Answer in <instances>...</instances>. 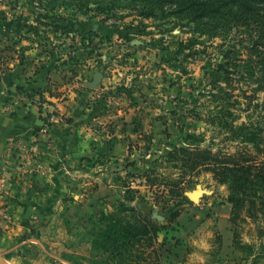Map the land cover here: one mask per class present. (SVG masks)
I'll return each instance as SVG.
<instances>
[{
    "label": "rangeland",
    "instance_id": "rangeland-1",
    "mask_svg": "<svg viewBox=\"0 0 264 264\" xmlns=\"http://www.w3.org/2000/svg\"><path fill=\"white\" fill-rule=\"evenodd\" d=\"M142 1L0 0V70L4 63H9L23 71L16 74L12 68L8 69L0 79V85L12 87L6 110L15 112L24 104L47 109L52 102L46 96L65 98L72 92H80L82 104L88 105L93 98L101 99L98 103L105 113L125 112L129 122L126 124L134 123L140 134V144L129 147L134 151L132 161H138V168H153L166 178L182 176L185 180L179 196L161 197L149 190L145 182L144 187H137L138 196L146 197L152 204L160 197L161 201L153 205L163 223L170 213L178 211L172 222L173 230L202 223L201 219L207 217L208 228L214 231L219 199L228 193L226 185L218 183L204 166L194 169L181 166L179 161H169L167 153L174 145L210 149L213 153L241 149L244 141L219 125L220 107L227 109L226 119L234 120L235 124H251V132L264 139V38L255 39V28L248 23L220 18L189 20L184 15L179 18L173 5L164 3L157 8ZM58 16L82 23L76 32L62 33L60 25L64 20ZM93 25H97L95 30ZM90 29L96 34L91 39L84 38ZM42 69H47L48 74L37 76ZM22 73L25 78H41L50 88L34 89L40 90L42 97L37 93L29 99L17 90V85L12 86ZM96 73L101 74L99 83L92 90H85L84 75L93 77ZM77 99L79 102L80 98ZM131 118L135 120L130 122ZM20 143L26 148L20 149L16 144L15 150L0 155V183L4 182L0 191L7 188L9 175L30 159V151L33 153L24 141ZM258 143L263 146L264 141L259 139ZM29 161L34 165L33 159ZM33 169L39 175L34 166ZM138 170L141 169L134 171ZM124 181L130 182L127 178ZM139 181L132 182L137 185ZM197 191L201 195L195 201L188 198L189 193ZM112 205L119 210L117 200ZM121 207L115 217L118 212L119 215L132 208ZM108 210L101 206V212L91 220L95 228L102 224L98 217L105 218ZM26 223L24 228H29V222ZM59 224L56 222L54 226ZM249 229L246 226L243 230L244 240L253 239L255 252H264L255 232ZM27 233L22 229L11 238L3 235L7 247L0 248V264L104 262V256L88 250L87 237L81 234L74 239V244L78 243L75 247L69 246L67 240H62V245L40 247L22 243ZM214 234L212 241L216 240ZM11 243H21L22 247L8 250ZM196 261L195 254L189 264ZM209 262L219 264L215 252L210 253Z\"/></svg>",
    "mask_w": 264,
    "mask_h": 264
},
{
    "label": "crops",
    "instance_id": "crops-1",
    "mask_svg": "<svg viewBox=\"0 0 264 264\" xmlns=\"http://www.w3.org/2000/svg\"><path fill=\"white\" fill-rule=\"evenodd\" d=\"M93 28L95 30L97 25ZM19 67H13L12 72H23ZM43 70L36 75L48 74L47 69ZM25 76L22 73L21 78H15L12 86H22L30 91L50 88L41 78ZM84 79L85 90H92L87 86L92 75H84ZM11 88L9 84L0 85V155L9 149L15 150L16 144L24 141L41 158L48 172L43 177L36 175L31 161L27 159L7 178V188L0 191V248L7 247L3 235L11 238L23 229L28 233L22 243L45 247L62 245V240H67L70 241L69 246L75 247L78 243L75 245L74 239L81 234L87 237L86 246L91 251L95 229V222L91 220L101 212V206L109 209L105 218L102 215L98 217L101 226L115 217V212H120L122 205L138 208L163 223L158 218L155 205L137 194V187H144V168H138V161H132L134 151L129 146L140 144V134L134 129V123L126 124L128 116L125 112L105 113L98 103L101 99L93 98L88 105L82 104L80 92H72L65 98L46 96L52 102L47 110L54 111L55 118L45 132H38L43 125V113L37 106L24 104L15 112L6 110L11 100ZM77 98H80L79 102ZM97 108H101L99 112ZM133 120L129 119L130 122ZM129 161L133 164L125 166ZM129 167L132 168L129 170ZM136 169L141 170L137 173ZM125 178L130 182L125 184ZM138 179L140 181L135 185L132 181ZM116 200L119 210L112 205ZM219 201V211L213 222L214 231L208 228L206 217L201 219L202 223L186 225L181 230H173L172 221L171 226L158 233V249L166 264H189L195 254L196 264H210V253L215 251L219 264H250V260L245 262L241 259V253L232 244L231 205L225 197ZM26 222H29V228H24ZM56 222L61 224L54 226ZM213 233L220 237L218 244L212 241ZM20 244L11 243L8 250L22 247ZM256 264H264V256Z\"/></svg>",
    "mask_w": 264,
    "mask_h": 264
},
{
    "label": "trees",
    "instance_id": "trees-1",
    "mask_svg": "<svg viewBox=\"0 0 264 264\" xmlns=\"http://www.w3.org/2000/svg\"><path fill=\"white\" fill-rule=\"evenodd\" d=\"M143 1L157 8H162L164 3L173 5L179 18H182L180 15H184V18L189 20L211 21L220 18L225 21L248 23L255 28V39L264 38V0ZM58 19L64 20L60 28L62 33L67 34L76 32L82 23L65 16H58ZM94 34L96 32L90 29L84 38L91 39ZM21 57L25 56L21 54ZM4 64L0 70V79L8 69L12 68L9 63ZM16 88L25 93L29 99L34 94L38 93L41 97L43 94L40 90L29 92L22 86ZM226 110L225 107L219 109V125L227 127L233 137H240L244 141L241 149L233 152L219 150L213 153L210 149L174 145L168 151L167 158L169 161H179L181 166L191 169L198 165L204 166L212 172L213 178L218 183L226 185L228 193L225 199L231 205L229 222L232 227V244L241 253L242 260L245 262L250 260V264H256L264 256V252H255L253 239L245 241L243 230L249 226V230L255 232V239L260 241L264 250V143L263 146L258 143L259 139L261 141L264 139L251 132L249 128L251 124H235L234 120L226 119L224 115ZM41 120L46 124L45 118L41 117ZM143 154L140 152V155ZM127 163L133 164V162ZM142 175L149 190L153 189L154 192L160 193L161 197L165 194L181 195L182 185L185 182L182 176L166 178L163 173L156 172L153 168H145ZM160 201L159 197L153 204H158ZM177 215L178 211H173L166 223H159L150 214L138 208L123 211L117 217L94 229L91 251L104 256L103 264H166L158 249V233L167 229ZM219 239L220 237L217 236L216 244Z\"/></svg>",
    "mask_w": 264,
    "mask_h": 264
},
{
    "label": "built area",
    "instance_id": "built-area-1",
    "mask_svg": "<svg viewBox=\"0 0 264 264\" xmlns=\"http://www.w3.org/2000/svg\"><path fill=\"white\" fill-rule=\"evenodd\" d=\"M42 110H41V113H43V116H42V118H45V120H46V124H43L41 127H39V129H38V132H45V130H46V127L49 125V123H51V121L55 118V112L54 111H49V110H47L46 108H41ZM42 123H43V121H42ZM17 145H19L18 147L20 148V149H25L26 148V145H24L23 143H17ZM20 153H21V150H20ZM20 153H17V155H20ZM30 155H29V158L32 160H34V168H35V170L38 172V174L40 175V176H45V175H47V168L45 167V166H43V164H42V162H41V160H39L38 159V157H37V155L36 154H34V152L32 153L31 151H30ZM35 156V157H34ZM30 159H28V160H30ZM4 185V182L2 183V181H1V183H0V186L2 187Z\"/></svg>",
    "mask_w": 264,
    "mask_h": 264
},
{
    "label": "water",
    "instance_id": "water-1",
    "mask_svg": "<svg viewBox=\"0 0 264 264\" xmlns=\"http://www.w3.org/2000/svg\"><path fill=\"white\" fill-rule=\"evenodd\" d=\"M100 79H101V74L99 73L94 74L92 80L87 83V86L91 88L96 87ZM199 195H201V191L192 192L188 194V198L191 199L192 201H195Z\"/></svg>",
    "mask_w": 264,
    "mask_h": 264
}]
</instances>
